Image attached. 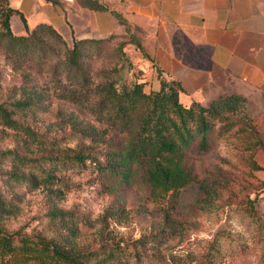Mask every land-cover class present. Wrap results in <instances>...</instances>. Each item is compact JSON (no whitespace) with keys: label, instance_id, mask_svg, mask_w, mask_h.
<instances>
[{"label":"rangeland","instance_id":"1","mask_svg":"<svg viewBox=\"0 0 264 264\" xmlns=\"http://www.w3.org/2000/svg\"><path fill=\"white\" fill-rule=\"evenodd\" d=\"M41 39L43 48L20 56L8 55L0 43V103L33 95L37 104L26 112L17 111L15 117L28 122L43 139L31 141L22 132L0 125V193L14 208L1 224L9 231L21 229L47 238L62 234L83 250L104 242L119 244L120 248L108 246L115 255L104 264H264V179L232 132L214 141L207 154L183 157L192 179L169 190L151 185L142 170L130 184H119L117 176L90 160L66 163L53 170V182L35 187L15 178L14 172L41 179L44 169H53L43 157L70 148H93L101 153L103 163V153L127 138V133L98 120L89 106L64 94L69 87L81 96L87 90L85 98L92 104L98 102L96 85L108 77H116L118 85L136 80L137 72L125 57L126 44L121 45L124 37L86 45L85 86L67 76L64 61L73 42H61L49 33ZM114 67L119 70L113 75L109 70ZM83 125L99 130L100 140L90 141L74 132ZM7 149H16L24 163L12 155L2 156ZM202 183L214 192L207 195ZM55 207L68 216L52 217L50 210ZM116 207L121 210L108 212ZM0 264L42 263L0 259Z\"/></svg>","mask_w":264,"mask_h":264},{"label":"trees","instance_id":"2","mask_svg":"<svg viewBox=\"0 0 264 264\" xmlns=\"http://www.w3.org/2000/svg\"><path fill=\"white\" fill-rule=\"evenodd\" d=\"M86 2L93 7L103 8L94 0H86ZM15 13L18 11L9 7L7 0H0V43L8 55L20 56L29 49L40 50L44 46L41 38L47 33L61 42H66L55 28L45 23L38 24L32 29H29L25 23L26 32L16 34L11 22ZM20 16L25 22L23 15ZM113 36L124 37L121 45L136 44L143 55L147 56L140 42L127 34L74 40L73 47L64 61L68 78L74 79L76 83L79 82L78 85L85 86L89 80L84 61L86 45L99 43ZM124 52L133 68L134 64L126 54L125 48ZM118 70L114 67L109 71L114 75ZM154 70L159 81L158 89L147 91L146 81L142 80L140 73H137L136 80L129 84L118 85L116 77H108L104 82L96 85L94 92L98 96L97 103L89 104L85 98L87 90L83 91L81 96L74 88L66 89L65 97L89 106L98 120L106 121L109 127L127 133L123 143L103 153L105 162L99 161L101 153L93 148L78 150L70 148L68 152L48 153L43 157L44 162L49 161L53 164V169H44L41 179L32 174L14 172L15 178L29 182L35 187L40 182H53L56 179L53 170L66 163H85L90 160L97 167L117 176L119 184H130L135 174L142 170L151 185L169 190L192 179L189 171L182 164L183 157L188 154L195 156L207 154L213 148L214 141L230 135L231 132L239 137L238 142L242 143V148L250 154L253 168L262 169L254 159V154L258 149L264 150V137L252 124L251 117L246 112V100L243 96L220 95L207 105L196 101L186 105L180 100L182 91L180 82L164 75L158 66H155ZM36 102L33 95L8 104L1 102L0 125L22 132L31 141H43L30 128L28 122L15 117L17 111L26 112L34 107ZM72 120L74 121L75 117H72ZM74 132L90 141L98 142L101 138V132L92 125L76 127ZM1 155H12L13 158L24 163V157L16 149H7L2 151ZM200 188L207 195L214 192L213 187L208 184L202 183ZM12 204L0 193V259L19 263L34 260L42 264H89L90 262L104 264L115 255L114 249L108 246L120 248L119 244H111V246L104 242L99 248L83 250L75 247L71 239L62 234L47 238L41 233L29 234L21 229L9 231L1 224V219L13 213ZM119 210L121 209L116 207L109 209L108 212L114 213ZM50 214L60 219L68 216V213L57 207L50 210ZM137 242L141 243L142 240Z\"/></svg>","mask_w":264,"mask_h":264},{"label":"crops","instance_id":"3","mask_svg":"<svg viewBox=\"0 0 264 264\" xmlns=\"http://www.w3.org/2000/svg\"><path fill=\"white\" fill-rule=\"evenodd\" d=\"M7 0L16 34L45 23L67 43L127 34L137 39L126 54L145 88L158 89L155 66L178 80L180 100L207 105L220 95L237 94L264 137V0ZM23 15L25 22L20 15ZM15 27V28H14ZM254 159L262 167L264 150Z\"/></svg>","mask_w":264,"mask_h":264},{"label":"built area","instance_id":"4","mask_svg":"<svg viewBox=\"0 0 264 264\" xmlns=\"http://www.w3.org/2000/svg\"><path fill=\"white\" fill-rule=\"evenodd\" d=\"M60 1H63V2H72L73 0H60Z\"/></svg>","mask_w":264,"mask_h":264}]
</instances>
